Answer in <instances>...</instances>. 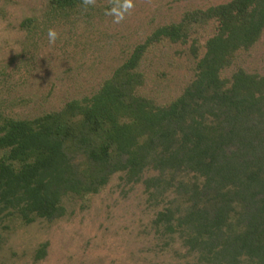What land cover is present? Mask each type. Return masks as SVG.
Listing matches in <instances>:
<instances>
[{"label": "trees", "instance_id": "16d2710c", "mask_svg": "<svg viewBox=\"0 0 264 264\" xmlns=\"http://www.w3.org/2000/svg\"><path fill=\"white\" fill-rule=\"evenodd\" d=\"M80 5L47 0L46 12L74 15ZM263 35L264 0L188 9L127 46L89 94L31 119L0 111V222L64 217L65 198L97 194L120 174L166 201L152 226L177 237L187 264H264V74L239 63ZM169 48L191 74L159 103L143 92V62Z\"/></svg>", "mask_w": 264, "mask_h": 264}, {"label": "rangeland", "instance_id": "374dc122", "mask_svg": "<svg viewBox=\"0 0 264 264\" xmlns=\"http://www.w3.org/2000/svg\"><path fill=\"white\" fill-rule=\"evenodd\" d=\"M221 1L133 0L131 14L114 24L105 15L110 0L68 16L48 14L47 0H0V111L31 119L58 110L67 99L94 91L124 49L150 28ZM26 19L32 20L28 27ZM50 28L59 34L54 45ZM173 51L156 50L143 62V92L159 103L177 96L190 78L191 65L184 57L172 59ZM239 63L264 74V35ZM158 69L167 71V80L155 79ZM149 194L141 182L125 184L116 174L97 194L65 198L64 217L30 225L6 219V228L0 215V264H187L193 257L177 237L169 240L152 226L166 201ZM42 244L45 255L36 260Z\"/></svg>", "mask_w": 264, "mask_h": 264}, {"label": "clouds", "instance_id": "9594fccd", "mask_svg": "<svg viewBox=\"0 0 264 264\" xmlns=\"http://www.w3.org/2000/svg\"><path fill=\"white\" fill-rule=\"evenodd\" d=\"M96 5L97 0H81L80 6L87 11L89 7H95ZM134 8L135 4L133 0H110L109 6L105 8V15L111 16L114 24H119L126 19L127 15L131 14ZM47 35L49 44L54 45L59 35L57 31L50 28Z\"/></svg>", "mask_w": 264, "mask_h": 264}]
</instances>
